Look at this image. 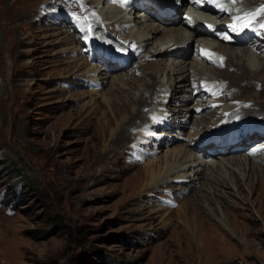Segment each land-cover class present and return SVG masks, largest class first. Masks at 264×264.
<instances>
[{"label": "rangeland", "instance_id": "obj_1", "mask_svg": "<svg viewBox=\"0 0 264 264\" xmlns=\"http://www.w3.org/2000/svg\"><path fill=\"white\" fill-rule=\"evenodd\" d=\"M66 1L70 0H0V264H264V178L253 181L252 188L243 184L237 190L233 180L223 182L224 176L217 173L218 179L201 180L196 185L174 179L155 189L157 181L149 183L147 175L149 169L158 170L159 165L162 171L164 160L179 148L198 152L192 139L205 132L204 121L218 115L217 107L211 111L209 106L215 104L210 100L216 99L218 106L223 102L220 94H214L216 90L203 97L193 88L196 84L190 85L189 91H182L180 86L208 75L223 79L228 77L227 73L235 72L239 76L244 69L234 71L228 65L221 73L214 72L207 68L213 65H204L206 62L192 50L186 62H204L200 66L206 74L200 70H196L199 76L192 71L176 74L172 89L168 80L174 77L173 72L164 69L157 73L165 87L158 107L168 104L174 95L173 105L161 106L167 116L175 112L178 121H171L167 127L153 126L156 130L153 135L160 141L152 137L142 147L132 144V148L139 149L126 153L129 139L116 141L113 137L116 121L126 118V114L115 121L110 132L104 135L101 130L104 123L101 119L110 109L107 102L112 97L110 90L119 86L118 89L128 91L125 84L128 78L142 80L147 68L160 61L157 58L153 65L145 64L144 68L142 61L138 63L147 54L146 49L177 35L175 30L182 28L177 18L188 16L189 5L182 6L180 0H175L181 5L180 14H171V21H166L167 27H163L165 31L155 33L153 43L132 58L130 48H122L121 39L107 28L109 43L85 38L84 35L92 33L77 20L79 16L61 6ZM97 4L95 1L96 11L102 12L111 2ZM132 7L127 10L128 17L134 31L142 32L143 22H134V17L140 14L139 7ZM49 11L53 13L48 15ZM109 22L102 18L103 26ZM129 27L132 26H126V33L130 32ZM141 39L135 36L137 44ZM197 43L194 42L193 48L197 49ZM91 48L104 56L111 54L108 58L121 66L111 72L103 85L94 83L91 77L94 75L89 71L95 73V69L108 65L96 58ZM171 57L161 56L164 61L168 58L161 68L172 63L175 57ZM113 77L116 79L112 81ZM226 83L229 85L228 79ZM263 83L258 80L256 88L248 91L243 88L241 91L246 90L243 92L246 95L240 97L250 98L255 91L259 93L258 102H264ZM140 89L133 94L137 96ZM226 90L225 87V93H230ZM113 97L116 101L124 98L119 94ZM185 101L187 106L197 105L194 116L187 112ZM226 101L225 106L240 103ZM206 102L207 106L200 105ZM241 102L246 106L253 101ZM150 108L151 105L144 110ZM179 108L184 113H179ZM239 116L246 118L240 114L237 119ZM222 120L219 122L225 124L234 119L226 115ZM203 124L201 130L194 129ZM133 125L139 127L140 123L133 120ZM238 141L240 138L228 139L229 144ZM208 151L212 153L211 148ZM226 155L208 159L224 165L232 157L245 156L241 151ZM224 156L222 162L217 160ZM239 169L243 175L249 171L243 166ZM208 173L212 177L210 170ZM230 173L233 177L234 171ZM212 185L219 189L214 191ZM206 190L221 192L225 197L220 200L212 197L206 206L200 199ZM184 203L187 205L182 210ZM208 208L215 210L218 219Z\"/></svg>", "mask_w": 264, "mask_h": 264}, {"label": "bare ground", "instance_id": "obj_2", "mask_svg": "<svg viewBox=\"0 0 264 264\" xmlns=\"http://www.w3.org/2000/svg\"><path fill=\"white\" fill-rule=\"evenodd\" d=\"M95 1L100 5H104L105 3L108 5V3L111 2V5L109 8L104 10L101 9L102 12H99L95 9ZM118 1L122 4L118 3ZM118 1L86 0L84 2L81 0H70L66 1L61 6L68 7L69 10L72 11V14H74L76 17L79 16L77 20L86 26L84 27L86 31L89 30V32L92 33L91 36L87 34L84 35L85 38H91L92 41L95 39V41L97 40L98 42L109 43L111 40L107 37L105 32V28H107L109 31L114 32V34L121 39L120 46L122 48H130L128 53H130L132 58L135 57L136 54L141 55V52L148 48L151 43H153L152 39H155V33L158 31H165L164 28L167 27L165 22L169 19L171 21L172 18L170 17V14H174V12L176 14H180L181 5H189L187 13L188 16L185 14V18H177V21H180L179 23L182 24L180 25L182 28L175 30L177 35L168 38L163 43H157L155 46L151 47V49H146L147 54L138 61V63L141 61L143 62V68L145 67V64L148 66L153 65V61L157 60V58L160 60L159 62L155 63L154 67L147 68L148 72L144 73L146 77L143 76L142 80L139 78H128L129 81L125 83L128 86V91L126 92L121 88L118 89L119 86H117L114 91L110 90L112 97L107 101L110 109L108 110V113H105L101 119L102 121L104 120V123L101 124L102 133L105 135L106 132H110L111 126L114 125L115 121L118 120V118H120L122 115L126 114V118H122L118 122L116 121L118 125L116 130L113 132V137L116 138V141H124L129 139V146H126V153H131L132 151L135 152L137 149H139L137 147L138 145L142 147L143 144L149 141L151 142L153 140L152 137H158L157 135H153V133L156 131L154 129L155 127H167L171 121H178V115H175V112L167 116L168 112L165 111L164 107L161 106L165 105L168 107L172 104L171 102H175L176 99H173L175 98L174 95L172 96V99L169 100L168 104L163 103L158 107L159 101L163 99L165 94V87L162 83L163 81H159L157 73L164 69H168V71L173 72L174 77L169 78L168 80L170 84L169 88L172 89L175 88L174 81L176 79V74L185 71H192L197 76H199L198 73H196V70H200L201 74H206L204 67L202 65L200 66V63H202L201 61L196 60V64L186 62L185 58L189 57L193 50L195 51V55H197L199 58H202L206 62V64H204V62L202 64L206 66L207 63L213 65L209 67L207 66V68H210L214 72L221 73L228 65H230L233 67V70L234 68L237 71L244 69V73L241 71L239 76H236L235 72H231L230 74L227 73L228 77H223V79H218L217 77L208 75L204 78L200 77L192 80L191 84L189 85L184 82L186 77L182 78V82H184L180 86L182 87V91H189V86L196 84L193 86V88L197 89L196 92H198L199 95L206 97L210 90H216V92L213 93L220 94L223 102L222 104L219 103L220 105L218 106V101L216 99L210 100V103L215 104L209 106L211 111L217 107V118L214 117L210 119V121H204L206 127H204V124L200 126V128L196 126L194 127V129L199 130H201L203 127L205 128V132H203L202 135L194 136L192 139L193 141L195 140L193 145L197 146L199 149L198 152H194L191 149L190 151L185 148H179L175 150V153L171 155L168 160H164L165 164L163 163L164 166L162 171L159 170L160 165L158 170H148L149 172H147V175L149 178V183L152 181H157L155 189L165 186L170 182V180L174 179H177L181 182L184 181V183L188 185H194L195 183L201 182V180L206 182L207 180H213L214 177L217 178V173L221 176H224L223 180L221 178L223 182L233 180L235 182V186H233L236 187L237 190H239L243 184H247L249 188H252V182L256 179H258V181H262L264 178V164L262 163L264 160V102L262 100H260V103L258 102L257 96L259 93L255 91L252 93L250 98L240 96L246 95L243 94V92L248 88H256L255 81L263 80L264 82V43L261 42L262 39H264V29L260 27V25L264 22V0H235V2H233V0H211V2L210 0H199V2L195 0H180L181 5L176 3L177 0L176 2L175 0ZM54 2L60 4L58 1ZM114 3H118L119 6L117 4L114 5ZM130 5H133V7H139L140 14H137L136 17H134V22L135 24L139 23V21L143 22L141 23V26H144L146 31L145 29L142 32H139L140 30L134 31V25L131 24V19L128 17L129 13H127ZM168 7L171 8V13L165 15L166 11L164 10ZM90 8L91 11H89ZM196 11H200L202 14L197 13ZM74 12L78 15H76ZM141 12L143 13L141 14ZM51 13H53V11H49L48 15ZM80 13H83L84 15H81ZM102 18L108 19L111 22H109L107 26H103ZM87 19L90 23L87 22ZM241 19H246V21L241 23L239 22ZM147 21L148 23H146ZM161 23H163L164 26ZM233 24L237 26L236 30H233V28L230 27ZM126 26H132L129 27V33L125 32ZM102 28H104V30H102ZM225 31L229 33L228 36L225 34ZM199 35L200 38H197L196 40V37ZM135 36L142 38L140 40L141 42L138 44L135 42ZM201 36H204V38ZM249 39L251 40L249 41ZM195 41L198 42L197 49L194 47L196 50L193 48V46H195ZM91 49L94 51V56L96 58L98 57L103 59L108 65V68L100 67L98 70L95 69V73L100 76L99 78L95 76L96 74L94 72L89 71L94 75L91 76L92 80L95 81L94 83H100L103 85L105 82H107L108 78L111 77V72L115 69H119L121 66L108 58V55H111L107 53L108 51L103 50L105 54H108L104 56L102 52H99L98 49ZM110 53L115 52L112 51ZM163 55L175 57V59L172 60V63H170L167 68L166 66L161 68V65H165L166 62H168V58L166 61L161 59V56ZM171 58L169 60H171ZM205 70L208 71V69ZM180 77L182 76H179V78ZM101 78L104 79L101 80ZM115 79L116 78L113 77L112 81ZM227 79L229 81V85L226 83ZM244 80H247V83H245L246 81L244 82ZM242 83L245 85H242ZM140 86L143 87L140 89ZM204 86L206 88L203 90ZM207 86H211V88L207 89ZM232 86H236V88L239 87V89L236 90V88H233L232 90ZM225 87L227 88L226 91L230 93H225ZM243 88L246 90L241 91ZM136 89H140V93L137 96L133 94ZM261 91H264V83ZM116 94L122 95L124 98H119V101H116L115 97H113ZM226 100H230V102L240 101V103H234L231 105L228 104L225 106V103L227 102ZM242 100L245 102H253L252 105L245 106L242 104ZM187 104L188 102L185 101L183 105L187 106ZM207 104L209 103L206 102L205 104L200 105L207 106ZM150 105L152 108L144 110L146 106ZM254 105H260V107L256 108ZM196 106L197 105L187 106L186 110L190 116H194L193 113L197 112L195 109ZM156 107H158L157 111H155ZM218 107L220 109H218ZM170 110L176 111V109ZM182 110V108H179L177 111L182 113ZM141 113L142 118H139ZM240 114L246 117L242 123L237 120V115ZM260 114L262 116H260ZM226 115L228 117H232V119L235 121L233 120L225 124L220 123L219 121H224L222 119H225ZM161 118L162 120H159ZM197 119L200 120V118ZM133 120L140 123V129L139 127L133 125ZM261 120H263V122H261ZM153 126L155 127L152 129ZM241 126L248 127L241 136L240 141L232 142L230 144L226 142L225 138L233 140L232 138L236 135V139H239V134H237V132L243 130V127L241 128ZM132 128L137 129L135 132H133ZM129 129L131 134H128ZM209 139L211 140L210 142ZM157 140L160 141V138L158 137ZM135 143L137 146L132 148L133 146L131 147V145ZM252 145L253 147L251 148ZM208 148L212 149V153L208 151ZM238 151L243 152V155L245 156L232 157V161L228 160V162L226 161L227 163L224 162V165L215 159H208V157L213 158V155H228L230 152ZM225 159L226 157L224 156L223 158H218L217 160L222 162V160ZM238 163L240 165L239 168H242L243 166V168L246 170L247 167L249 170L248 173L246 172L243 175L242 171L239 172L238 170L240 169L238 167V170L236 169V165L238 166ZM209 170L213 173V178L211 175H209ZM231 171H234V178L230 176ZM242 175L243 178H241ZM185 189L186 188H183V190ZM212 189L216 191L219 188L216 189V187L212 185ZM262 189H264V182H262ZM220 193L218 194L216 192H208L206 190L205 193H201L202 196H200V199L203 198L201 201H204L205 205L207 206V203L210 202L212 197L213 199L217 200H220L221 197H225L223 194L221 196ZM197 201L198 199L196 202ZM186 205L187 204L184 203L181 205L180 209L184 210ZM208 209L210 214H213V217L218 219V215L216 214L215 210L210 208ZM218 221H220V218Z\"/></svg>", "mask_w": 264, "mask_h": 264}, {"label": "snow or ice", "instance_id": "obj_3", "mask_svg": "<svg viewBox=\"0 0 264 264\" xmlns=\"http://www.w3.org/2000/svg\"><path fill=\"white\" fill-rule=\"evenodd\" d=\"M210 2H211V0H210ZM233 2H235V0H233ZM235 19V18H234ZM210 27V26H209ZM230 27H232L233 28V30H236V25L235 24H233V25H231ZM260 27L261 28H264V23H262L261 25H260Z\"/></svg>", "mask_w": 264, "mask_h": 264}, {"label": "trees", "instance_id": "obj_4", "mask_svg": "<svg viewBox=\"0 0 264 264\" xmlns=\"http://www.w3.org/2000/svg\"><path fill=\"white\" fill-rule=\"evenodd\" d=\"M57 221V220H56Z\"/></svg>", "mask_w": 264, "mask_h": 264}]
</instances>
